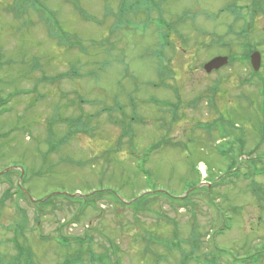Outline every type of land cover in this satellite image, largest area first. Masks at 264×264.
I'll return each mask as SVG.
<instances>
[{
    "label": "rangeland",
    "instance_id": "obj_1",
    "mask_svg": "<svg viewBox=\"0 0 264 264\" xmlns=\"http://www.w3.org/2000/svg\"><path fill=\"white\" fill-rule=\"evenodd\" d=\"M23 1L0 0V51L13 62L0 70V88L6 98L25 93L0 115V133L13 131L0 140V172L23 168L22 189L35 201L85 196L102 181L123 205L47 202L39 214L28 200L8 198L0 264L17 259L16 229L32 264H208L201 261L211 253L217 264H247L242 259L263 253L264 174L255 175L264 170V7L250 18L249 0H154L153 11L130 13L119 28L120 0H79L82 13L72 0H41L58 21L56 38L32 6L15 16ZM158 29L168 30L161 88L151 56L166 44ZM245 43L261 55L257 75L242 61ZM232 56L228 67L206 72L210 60ZM155 99L177 105L176 116ZM132 148L138 156L151 149L144 172ZM231 167H240L237 178L188 207L141 199L149 192L186 199L187 183L206 187ZM20 177L0 181V200ZM192 244L199 263L188 258Z\"/></svg>",
    "mask_w": 264,
    "mask_h": 264
},
{
    "label": "trees",
    "instance_id": "obj_2",
    "mask_svg": "<svg viewBox=\"0 0 264 264\" xmlns=\"http://www.w3.org/2000/svg\"><path fill=\"white\" fill-rule=\"evenodd\" d=\"M73 2H75V5L79 10H80V13H82L83 9L81 8L80 4H79V0H72ZM110 0H106V2L108 3ZM24 4H22V2H18L17 6H15L14 9L17 10V12L15 13V16L20 18L23 16V14L20 12L21 10H24L25 12H27V9L29 8V6H32V8H34L35 10H38L36 11L37 14L40 15V19L42 21H44L48 27V30L50 32L51 35H53L54 37L56 38H61L62 34L59 33L57 31V28H59V24H58V21L55 20L53 18L52 15L49 16V14L47 15V11L43 5V3L41 2V0H24L23 1ZM250 2V5H247L246 9L248 10L250 7H252V10L249 11L248 10V15H250L251 17L250 18H253L255 17L258 13H261V11L259 10V7H264V3H263V0L259 1L260 4L258 3L257 0H249ZM119 4V10H118V14H117V20H116V23L114 25V27H117L119 25V28H120V25L122 24V22H125L127 21L126 20V17L125 16H129L130 13H133L134 16H139L141 14V12L143 11H147V12H151L153 11V9H155L157 7V4L156 2H154V0H120V2L118 3ZM21 6V7H20ZM20 7V8H19ZM237 11H239V13L241 14V16H243L242 14V11L244 10L243 7L241 8H238L236 7ZM9 9V8H8ZM241 9V10H240ZM11 10V9H10ZM44 12L45 13V17L42 16L40 14V12ZM259 11V12H258ZM109 12V11H108ZM111 13V11L109 12ZM237 13L236 12V16H237ZM112 14V13H111ZM83 16V15H82ZM245 18V16H243ZM85 18V17H84ZM235 18H240V17H235ZM86 19V18H85ZM86 20H90V17L87 16V19ZM246 20V18H245ZM247 25H249L247 23ZM118 28V29H119ZM114 30V29H113ZM159 30V29H158ZM159 33H160V36L162 37V41L164 43L168 42L167 41V38H168V30L166 32H164L162 29L159 30ZM250 44V43H249ZM248 43H245L247 50H245V53L243 54L244 55V58L242 59V61H245L247 63L250 62V45ZM168 44H161L160 46V51H156L155 53H152V57L157 60V72L158 74H160L162 76L161 80H162V83H159V84H154V86L157 88H161L162 86H165L163 84V81L164 79L166 78L164 76V73H167L168 72V69H167V65H166V59L165 58V55H164V50L167 48ZM252 51V50H251ZM230 60V59H229ZM236 61V56H232V59L230 60V64L235 62ZM13 64L12 61L10 60H5V56L4 54L2 53V51H0V70H4V68L6 66H9ZM256 75V74H255ZM53 82V80H52ZM166 87V86H165ZM3 90L0 88V115L3 114V112H8V104L10 102V100L19 95V94H25L24 91H15V93L13 94H10L6 97L3 96ZM155 103L157 104H160V108H162V110H166V109H172L170 111V113L172 114V117H175L176 116V110H177V105L175 104H171L172 105V108H170L169 106H166V102H161V101H158V100H154ZM153 102V103H154ZM176 107V108H175ZM169 111V110H168ZM206 126H209V125H206ZM12 132L13 131H9V132H4V133H0V140L3 142H5V140H7V138H10L12 136ZM221 133H224L222 134L223 136H225L227 134V131L224 130L223 132ZM0 146L2 147V144L0 143ZM157 145H155L153 147L156 148ZM55 148V147H54ZM135 148H132L131 149V155L133 156H136L138 157L137 159H139V164H138V169H140L142 172L143 171V168L144 165L146 164L147 162V158L150 157V153H151V149L148 150L146 152V154H144V156H138V153H136L134 150ZM152 149V150H153ZM1 153V151H0ZM1 156V155H0ZM243 163V161L241 162V164ZM236 167H231L227 173L226 176L224 177H221L220 180H214L213 182L210 181L212 184L211 187L209 186H206V187H199L201 182H195L194 184H189L188 183L186 184V190L185 191H190L189 192V195L186 199H182V198H179V197H173V195H171L170 193H165V192H157V193H148L146 196L144 197H141L142 200H145L146 198H149L151 201H155L157 197H160V198H163L165 199L166 201H169L170 205L172 206H175L174 205V202L173 201H178V202H181L183 201L184 202V205L183 207H188V200H192L193 197H198V196H201L202 194H205V195H208L209 194H212L213 193V188L214 187H219L222 185V183L224 182V180H226L227 178L229 177H235L237 178L239 176V174L237 173L238 170L240 169V167H238V169L236 171H234ZM24 170V169H23ZM25 174H26V171L24 170ZM13 173H17L19 174V176H21V171L19 170H12V171H9L3 175H0V181L1 180H11V176L13 175ZM264 174V170L263 169H260L257 171V174L255 176H258L260 174ZM102 179V178H101ZM100 180V179H99ZM101 181V180H100ZM22 182H24V178L22 180ZM99 188L94 192V193H91L90 192H86L85 196H78V195H75L77 191H74L72 192V194L70 195H65V194H57L55 196H52L51 198H46L45 200H38V201H32V199H30L28 197V195H26L18 186V184H16L15 186H13V188H9V190L7 191L5 197L0 200V207L4 204V200L8 199V198H11V197H18V200H21V199H26L29 201V204H31L33 206V208L39 213V214H43V212H45V210H42V206H44L45 203H49V202H63L64 204H73V205H80L82 209L84 208H87V207H94L96 202H104L105 200L107 201H111V202H114V203H117V204H122V202L120 201V199L115 195V193L113 192V188L110 187V186H106L105 184H103V182L101 181L100 184H99ZM104 186V187H103ZM253 193L254 195L257 197L259 196V193L258 192V189L257 187H253ZM260 197V196H259ZM141 199H139L138 201H141ZM214 201L213 199H210L209 198V203L210 205H212V207H214ZM123 205V204H122ZM84 206V207H82ZM125 206H129V205H125ZM182 207V206H180ZM19 208V207H18ZM215 208V207H214ZM137 213V212H136ZM2 216L0 214V220H1ZM6 229H10V226L8 227H5ZM23 231V232H22ZM20 230V229H16L14 230V233L16 234L15 237L13 238V242H14V246H15V249L18 253V256H17V259H13L11 261L10 264H19L22 259L21 257L23 256H26V252H24V246H22L23 244L20 243L19 241V237H23L25 235V232L24 230ZM197 231L194 229V236H193V239L194 240H198V235L196 233ZM61 240L59 241L62 245H65V243L67 242V240L63 237L60 238ZM80 241L82 242V244L84 243V239H80ZM9 242H10V239H9ZM80 242V243H81ZM197 243V242H196ZM192 246H194L192 244ZM198 246V245H197ZM196 245L191 249L192 252H190V257L188 258H192L194 259V261L196 262H200L201 261V258L199 257H196V250H198V247ZM194 250V251H193ZM24 253V254H22ZM264 253V252H263ZM263 253H256V254H251L252 256L251 257H247V258H244L242 259L244 262H246L247 264H253L254 262H252L253 260H257L259 263H263L264 264V254ZM208 255V253H206L204 256ZM210 259H208L207 257L205 258L204 261H201V262H205V263H208V264H217V262L215 261L216 257H213L212 253L209 255ZM19 258V260H18ZM196 258V259H195ZM25 263L26 264H32L29 260V258H27V256L25 257ZM240 261V260H234L233 262H231V264H237V262ZM257 262V263H258ZM80 263V262H78ZM77 263V264H78ZM9 264V263H8ZM66 264H71V263H66Z\"/></svg>",
    "mask_w": 264,
    "mask_h": 264
},
{
    "label": "water",
    "instance_id": "obj_3",
    "mask_svg": "<svg viewBox=\"0 0 264 264\" xmlns=\"http://www.w3.org/2000/svg\"><path fill=\"white\" fill-rule=\"evenodd\" d=\"M250 59H251V64L254 70L259 71V68L261 67V62H262L260 53L255 52L251 56ZM228 62L229 60L227 57H217V58H214L213 60H210V62H208L204 67H205L206 72L212 73L213 71H217L225 67Z\"/></svg>",
    "mask_w": 264,
    "mask_h": 264
}]
</instances>
